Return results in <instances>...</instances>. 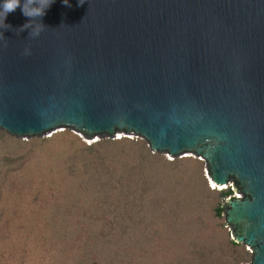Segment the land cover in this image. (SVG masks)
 Wrapping results in <instances>:
<instances>
[{
	"label": "water",
	"instance_id": "obj_1",
	"mask_svg": "<svg viewBox=\"0 0 264 264\" xmlns=\"http://www.w3.org/2000/svg\"><path fill=\"white\" fill-rule=\"evenodd\" d=\"M28 19L0 27L4 139L119 136L201 161L240 195L221 208L242 264H264V0H53L35 37Z\"/></svg>",
	"mask_w": 264,
	"mask_h": 264
},
{
	"label": "rangeland",
	"instance_id": "obj_2",
	"mask_svg": "<svg viewBox=\"0 0 264 264\" xmlns=\"http://www.w3.org/2000/svg\"><path fill=\"white\" fill-rule=\"evenodd\" d=\"M212 187L201 161L152 157L143 141L0 134V264L248 262L216 212L240 195Z\"/></svg>",
	"mask_w": 264,
	"mask_h": 264
},
{
	"label": "clouds",
	"instance_id": "obj_3",
	"mask_svg": "<svg viewBox=\"0 0 264 264\" xmlns=\"http://www.w3.org/2000/svg\"><path fill=\"white\" fill-rule=\"evenodd\" d=\"M52 2L53 0H23V3H21V0H3V2L0 3V27L4 29L11 27L4 22L5 17L19 7L22 14L29 18L28 21L19 28V32L24 29H30L29 36H38L45 27L41 18ZM63 3L67 5L68 0H63ZM78 4H83V0H78Z\"/></svg>",
	"mask_w": 264,
	"mask_h": 264
},
{
	"label": "trees",
	"instance_id": "obj_4",
	"mask_svg": "<svg viewBox=\"0 0 264 264\" xmlns=\"http://www.w3.org/2000/svg\"><path fill=\"white\" fill-rule=\"evenodd\" d=\"M126 184L128 185L130 183L129 182H126ZM129 189H130V187H129ZM129 191L131 192V189ZM229 192L230 191H228L227 193H229ZM227 193L225 192V194H227ZM87 210H89V209H87ZM222 211H223V209L221 207H218L217 210H216L217 214L221 213Z\"/></svg>",
	"mask_w": 264,
	"mask_h": 264
},
{
	"label": "bare ground",
	"instance_id": "obj_5",
	"mask_svg": "<svg viewBox=\"0 0 264 264\" xmlns=\"http://www.w3.org/2000/svg\"><path fill=\"white\" fill-rule=\"evenodd\" d=\"M212 188H214V187H212Z\"/></svg>",
	"mask_w": 264,
	"mask_h": 264
}]
</instances>
